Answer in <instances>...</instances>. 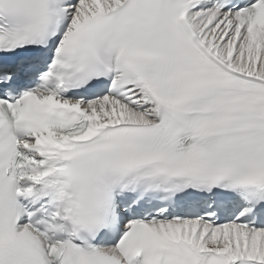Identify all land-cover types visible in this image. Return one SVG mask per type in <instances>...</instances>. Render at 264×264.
Segmentation results:
<instances>
[{
    "label": "snow or ice",
    "instance_id": "6c2138e0",
    "mask_svg": "<svg viewBox=\"0 0 264 264\" xmlns=\"http://www.w3.org/2000/svg\"><path fill=\"white\" fill-rule=\"evenodd\" d=\"M0 264H264V0H0Z\"/></svg>",
    "mask_w": 264,
    "mask_h": 264
}]
</instances>
